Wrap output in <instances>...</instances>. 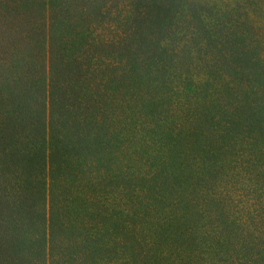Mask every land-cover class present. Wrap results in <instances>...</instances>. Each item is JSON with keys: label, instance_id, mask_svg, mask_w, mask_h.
<instances>
[{"label": "trees", "instance_id": "16d2710c", "mask_svg": "<svg viewBox=\"0 0 264 264\" xmlns=\"http://www.w3.org/2000/svg\"><path fill=\"white\" fill-rule=\"evenodd\" d=\"M263 53L264 0H0V264H264Z\"/></svg>", "mask_w": 264, "mask_h": 264}, {"label": "rangeland", "instance_id": "374dc122", "mask_svg": "<svg viewBox=\"0 0 264 264\" xmlns=\"http://www.w3.org/2000/svg\"><path fill=\"white\" fill-rule=\"evenodd\" d=\"M205 54V53H204ZM204 54H195L192 57V61L194 62V64H192L191 66H189V69L191 71H203V70H207V71H211V61H207L206 63L202 60L203 56L206 57H210ZM209 55H211V53H208ZM263 57H264V53H263ZM208 65V66H206ZM246 186V181L242 178H239L238 181H235L233 183V188L234 190H240L243 189Z\"/></svg>", "mask_w": 264, "mask_h": 264}]
</instances>
